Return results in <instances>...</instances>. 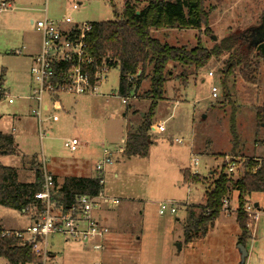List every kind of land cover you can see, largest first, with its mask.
Masks as SVG:
<instances>
[{
	"label": "rangeland",
	"instance_id": "obj_1",
	"mask_svg": "<svg viewBox=\"0 0 264 264\" xmlns=\"http://www.w3.org/2000/svg\"><path fill=\"white\" fill-rule=\"evenodd\" d=\"M126 1L13 0V9L0 12V78L11 95L26 94L31 82L29 55L40 44V33L31 19L68 15L77 22L109 21L123 11ZM132 1H138L140 6L148 3V0ZM79 2L81 7L71 10L72 4ZM204 5L209 11L211 33L178 29L182 35L179 43L170 36V44L192 48L201 42L212 48L224 37L233 33L247 35L261 26L264 0H205ZM257 54L254 49L249 60H255ZM228 57V52L213 57L198 70L194 66L173 69L165 99L159 102L151 120L152 125L160 124L162 131H147L150 139L146 155L130 157L118 151L124 147L127 128L130 126L132 137L139 135L146 123L143 120L149 102L144 92L150 89V80L144 79L137 97L124 102L119 94V65H108L98 94L59 95L63 107L53 110L57 119L47 123L51 135L43 139L33 126L25 127L23 122L21 127L14 121L15 114L27 119L34 101L15 98L13 104L1 102L0 133L20 137L21 147L30 153L6 147L14 155L5 157L3 162L17 167L19 179L34 181L37 167L50 173L53 167L59 168L63 178L84 172L103 177V191L110 202L102 210L117 218L100 250L61 234L51 235L49 240L54 245L50 249L56 257L48 260L50 264H242L238 242L241 229L236 221L238 192L232 185L229 212L222 210L214 225L198 240L186 243L184 235L189 211L200 212L207 190L214 186L223 169L227 171L224 168L227 157L240 159L245 165L253 154H264V58L260 60L258 82L250 84L239 75L240 68L234 75L224 73ZM184 69L188 75L186 85L181 77ZM210 72L214 74L209 75ZM213 86L218 88L217 97L212 94ZM44 101L51 103L48 96H44ZM234 125L237 136L232 131ZM75 136L89 146L76 152L69 150L65 140ZM102 145L109 154L104 155ZM107 156L112 163L100 171L96 165ZM80 162L88 171H75ZM188 171L199 174L200 182L186 180ZM242 174L239 168L233 178ZM113 199L119 203H113ZM249 199L253 205L260 201L264 208V192L253 193ZM161 202L175 205L177 212L161 215ZM34 218L31 211L24 213L0 204V223L6 228L25 229L34 223ZM178 245L184 247L180 250ZM42 261L40 258V263L27 264ZM0 264H8L7 258L0 257Z\"/></svg>",
	"mask_w": 264,
	"mask_h": 264
},
{
	"label": "trees",
	"instance_id": "obj_2",
	"mask_svg": "<svg viewBox=\"0 0 264 264\" xmlns=\"http://www.w3.org/2000/svg\"><path fill=\"white\" fill-rule=\"evenodd\" d=\"M205 0H148L140 6L138 1L127 0L123 11L114 20L94 21L93 29L88 35L91 53L98 62L107 61L108 65H119L120 85L119 94L123 97L134 92L137 96L144 79L150 80L145 98L150 99L144 125L139 135H133L127 144L126 153L131 155H146L148 148V130L152 125V118L160 101L165 99L166 84L172 76L173 69L178 66H194L196 70L207 64L213 57H220L228 52L229 57L224 62V73L234 75L239 69V75L250 84H256L261 70L264 56L258 52L256 59L249 60L251 52L256 49L251 45L250 34H231L221 39L212 48L205 47L198 42L192 48L172 45L154 36L152 30L162 28L189 29L194 28L211 33L209 11L205 7ZM139 11V13H137ZM169 64L172 67H169ZM184 85L188 83V75L184 69L181 72ZM132 78V80H130ZM0 78V83H2ZM235 134V125L232 126ZM236 135V134H235ZM237 136V135H236ZM15 139L12 134L0 133V156L13 154ZM6 150V151H4ZM258 162L248 158L245 166L254 168ZM39 166V164H38ZM34 181L25 182L19 179L18 169L14 166L0 163V204L26 213L32 204L41 202L35 194L42 189L43 171L37 167ZM226 170V166L224 165ZM186 180L200 182L199 174H185ZM232 174L222 170L215 179L214 186L207 190L205 203L199 213L190 210L184 227L185 242L189 243L204 236L212 227L223 210V200L229 197L230 185L238 192V208L236 221L241 229L239 244L246 246L251 238L246 207L250 202L249 195L264 192V158L256 172H246L234 179ZM102 177H66L62 184L55 177L59 186L55 198L59 204L67 209L75 203L76 197L82 194L98 196L103 193ZM5 229L0 223V257H5L8 264L40 263L30 245H21V240L14 236H3ZM246 264V263H244Z\"/></svg>",
	"mask_w": 264,
	"mask_h": 264
},
{
	"label": "built area",
	"instance_id": "obj_3",
	"mask_svg": "<svg viewBox=\"0 0 264 264\" xmlns=\"http://www.w3.org/2000/svg\"><path fill=\"white\" fill-rule=\"evenodd\" d=\"M81 5V2L74 3L71 10H78ZM11 9H13V0H0V12ZM31 23L40 33V51L32 58L31 92L19 98L35 102L31 114L38 122L39 136L43 139L49 136L43 113L49 109L50 105L44 101V96L50 98L54 110L61 108L62 102L59 100V95L63 93L72 96L98 94V87L103 73L108 68V63L107 61L98 62L90 51L88 35L93 29L91 21L75 22L70 16L64 15L61 19L47 16L37 21L32 20ZM213 74L209 73V75ZM212 90L213 96L217 97L218 88L213 86ZM136 97L134 92H130L123 96V101L127 103ZM15 98L17 96H12L3 83H0V104L3 100L13 104ZM153 126L159 128L157 132L162 131L160 124L152 125V130L156 131ZM79 144L75 138H69L65 143L71 151L77 150ZM119 151H123V148H119ZM105 154H109V151L105 150ZM254 159L258 165L249 168L240 159L227 157L225 165L227 172L233 175L239 168L243 174L250 171L256 172L263 158ZM108 163H112V160L107 156L97 165V168L102 171ZM194 163H198V158H194ZM101 183H104L103 178ZM59 186L56 184L55 176L45 169L42 189L35 194V198L41 202L42 206L39 209L40 205L34 203L28 208L33 212L34 223L22 230L2 232L3 236L19 238L21 245H30L34 254L43 260L42 264H50L48 260L52 258L49 240L51 235L61 234L67 239L90 245L94 250H100L110 232V228L102 224L96 216V207L109 201L103 193L98 196L79 195L71 207L64 209L55 198ZM113 203H119V200H113ZM229 209L230 200L227 197L223 200V210L229 212ZM176 212L177 207L171 203L159 204L161 215ZM246 212L251 220L259 216L252 203L247 205Z\"/></svg>",
	"mask_w": 264,
	"mask_h": 264
},
{
	"label": "crops",
	"instance_id": "obj_4",
	"mask_svg": "<svg viewBox=\"0 0 264 264\" xmlns=\"http://www.w3.org/2000/svg\"><path fill=\"white\" fill-rule=\"evenodd\" d=\"M62 18V17H61ZM61 18H57V19H61ZM31 22H32V19H31ZM75 22H77V21H75ZM91 22H94V21H91ZM178 30V28H162V29H154V30H152V32H153V34H154V36L155 37H157L158 39H160V40H162V41H164V42H168L169 43V41H168V39L170 38V36H171V38H172V41H176L175 43H179V40L181 39V37H182V35L179 33L180 31H177ZM158 34V35H157ZM162 35V36H159V35ZM171 41V40H170ZM173 45H176V44H173ZM24 46H25V44H24ZM177 46H180V45H177ZM181 46H184V45H181ZM39 48H40V44H39V46H38V49H36L35 51H33L32 53H30V55H29V58H30V60L32 61V58H33V56L38 52V51H40L39 50ZM19 51H21V50H19ZM21 53V52H20ZM19 53V54H20ZM169 66H172L171 64H169ZM4 79H5V77H4ZM3 83V82H2ZM31 83L32 82H30V84L29 85H27V88H26V90H25V93L26 94H24V95H28L30 92H31V88H32V86H31ZM4 85V84H3ZM5 86V85H4ZM6 87V86H5ZM7 88V87H6ZM8 89V88H7ZM9 90V89H8ZM19 96H23V95H19ZM19 96H17V98H19ZM16 97V96H15ZM23 99V98H22ZM146 99H148V98H146ZM27 100V99H26ZM32 101V100H31ZM146 101H148L149 102V104H148V106H150V99H148V100H146ZM49 103V102H48ZM50 105H49V109L48 110H45L44 111V113H43V116H44V118H45V122H46V125H47V129H48V132H49V136L51 135V131H50V126H48V122H52V121H54V120H56L57 119V116H55V114H54V112L55 111H59V110H61V108L63 107L62 106V104H61V108L60 109H54V112H53V107L51 108V105H52V102L51 103H49ZM138 108V107H137ZM32 109V108H31ZM148 109H149V107H148ZM26 116H28V115H26ZM14 117H15V119H14V121L15 120H17V122H19V125L22 127V124H23V122H25V127H28V125L29 126H33L34 127V129L36 130V131H38V122H37V120H36V118L31 114V113H29V116H28V118L27 119H23V117H22V115H20V114H15L14 115ZM155 117V116H154ZM1 118H2V116H1ZM154 120H155V118H154ZM129 124V123H128ZM153 125H157V122H156V124H153ZM129 126V125H128ZM49 127V128H48ZM13 129H14V131H15V127H13ZM129 129H130V126L127 128V130H126V134H125V136L123 137V144H124V147H120V148H123V151H119V149H118V151L121 153V154H123L124 152H126V148H127V144L130 142V132H129ZM150 129H151V131H153L152 130V125H151V127H150ZM153 129L154 130H156V131H153V132H155V133H158L157 132V130L159 129L158 127H154L153 126ZM38 134H39V132H38ZM14 136V135H13ZM71 138H75V139H77V141L80 143L79 144V146H78V149L77 150H75V151H72V152H76V151H78L81 147H85V148H87L88 146H89V143L88 142H83L79 137H77V136H75V137H71ZM14 139H15V148L17 149V152H20L19 150H21L22 152H24V153H27L26 151H24L23 150V148L21 147V144H20V142H19V139H21L20 137L17 139V137H15L14 136ZM69 139V138H68ZM67 140V139H66ZM66 140H65V143H66ZM103 146V145H102ZM119 148V147H118ZM70 150V149H69ZM103 153H104V155H105V147L103 146ZM32 153H34V152H31V154ZM27 154H30V153H27ZM13 155L14 154H7V155H1L0 156V161H2V163L3 164H5V162H3V159L6 157H13ZM128 156V155H127ZM252 158H264V154H260V155H257V154H253V156H252ZM7 165V164H6ZM97 165H98V163H97ZM97 165H96V167H97ZM10 166H12V165H10ZM75 166H77V167H74L76 170L75 171H88L86 168H84V166H85V164L83 163V162H80V164L78 163L77 165H75ZM14 167H16V166H14ZM17 168V167H16ZM52 172V174L57 178V180H58V182L60 183V184H62L63 183V181H64V179L66 178H63L64 176L60 173L61 171H60V169L59 168H54L53 167V169L51 170ZM88 172H84L83 174H77V175H75V176H83V177H94L93 176V174L91 173V174H87ZM103 178V177H102ZM104 180V179H103ZM105 183V182H104ZM103 183V184H104ZM103 195L105 196V197H107L108 199H109V201L108 202H105V203H102L101 205H99L98 207H96V216H97V218L99 219V221L102 223V224H105V225H107V226H109L110 224H111V227H110V232H111V228H113V226L112 225H115V219H117V218H112L113 216H109V214L110 213H108V214H105L103 211L104 210H102L103 208H106V207H104L103 205H105V204H108L109 202H110V197H108V196H106V194H105V192L103 191ZM229 198V197H228ZM237 198H238V194H237ZM113 200H116V199H113ZM113 200H112V202H113ZM229 200H230V198H229ZM255 203H258V209H259V212L258 213H260V215L258 216V218L257 219H252L251 220V223L249 224V230L251 231V238L249 239V241H247V244H246V248L248 249V256L246 257V260H245V263L246 264H264V208L261 206V202L260 201H256ZM204 204V203H203ZM256 207V206H255ZM221 213H223V212H221ZM189 214V213H188ZM221 215V214H220ZM226 215H229V214H226ZM263 219V220H262ZM3 228L5 229V230H21V229H12V228H6V227H4L3 226ZM24 229V228H23ZM109 232V233H110ZM109 233H108V235H109ZM107 235V236H108ZM107 236H106V238H105V240H104V242H103V244L105 245V241H106V239H107ZM67 239V238H66ZM199 238H197L196 240H198ZM190 243V242H189ZM52 245H54V243L53 242H51V245H50V247L52 246ZM84 245V244H83ZM84 246H89V245H84ZM184 247V246H183ZM183 247H181V249L183 248ZM50 251H51V249H50ZM51 256L53 257H56V255H55V253L53 252V251H51ZM241 263V262H240Z\"/></svg>",
	"mask_w": 264,
	"mask_h": 264
},
{
	"label": "water",
	"instance_id": "obj_5",
	"mask_svg": "<svg viewBox=\"0 0 264 264\" xmlns=\"http://www.w3.org/2000/svg\"><path fill=\"white\" fill-rule=\"evenodd\" d=\"M137 13H139V11ZM250 36L253 38V42L251 43V45L253 47H256L257 51L261 52L264 56V14L262 16L261 26L257 30L253 31ZM214 38L216 39L215 36ZM108 60L109 59H107V61ZM255 206L258 207V203H255ZM178 247L181 250V245H178ZM239 247L241 249V263L244 264L246 257L248 256V249L243 244H240Z\"/></svg>",
	"mask_w": 264,
	"mask_h": 264
},
{
	"label": "flooded vegetation",
	"instance_id": "obj_6",
	"mask_svg": "<svg viewBox=\"0 0 264 264\" xmlns=\"http://www.w3.org/2000/svg\"><path fill=\"white\" fill-rule=\"evenodd\" d=\"M251 37V36H250ZM253 42V38L251 37V43Z\"/></svg>",
	"mask_w": 264,
	"mask_h": 264
}]
</instances>
